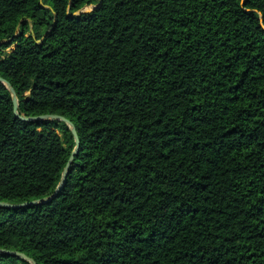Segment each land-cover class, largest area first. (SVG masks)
I'll return each instance as SVG.
<instances>
[{
  "label": "trees",
  "instance_id": "trees-1",
  "mask_svg": "<svg viewBox=\"0 0 264 264\" xmlns=\"http://www.w3.org/2000/svg\"><path fill=\"white\" fill-rule=\"evenodd\" d=\"M0 76L80 140L56 199L0 207V250L264 264V0H0ZM75 147L0 83V203L52 196Z\"/></svg>",
  "mask_w": 264,
  "mask_h": 264
},
{
  "label": "water",
  "instance_id": "water-1",
  "mask_svg": "<svg viewBox=\"0 0 264 264\" xmlns=\"http://www.w3.org/2000/svg\"><path fill=\"white\" fill-rule=\"evenodd\" d=\"M0 83L4 84L12 95V101H13V105H14V113H15L16 117L20 118L23 122H28V123H35V122H42V121L64 122L69 126V128L71 129V132L74 136L75 144H76L75 150L72 153V155L68 161V164L64 170L62 180H61L58 188L56 189L55 193L52 196H50L46 199L32 201L29 203H23V204H19V205H14V204H10V203H0L1 208H5V209H9V210H15V209H20V208H29V207H33V206L44 205V204L51 202L54 199H56L58 197V195L63 191V189L65 188V186L67 184V178L69 176V172H70L72 163H73L75 157L78 155L79 149H80V140H79L77 130H76V128L72 122H70L65 117L60 116V115H42V116H38V117H22V116H20V114H19V100H18V96H17L15 90L1 76H0ZM0 253H6L10 257H20V258L24 259L25 261H28L30 264H36L34 260H32L29 257H27L26 255L20 254L18 252L0 250Z\"/></svg>",
  "mask_w": 264,
  "mask_h": 264
}]
</instances>
